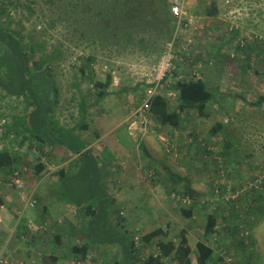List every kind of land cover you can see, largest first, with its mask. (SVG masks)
<instances>
[{"label": "rangeland", "instance_id": "obj_1", "mask_svg": "<svg viewBox=\"0 0 264 264\" xmlns=\"http://www.w3.org/2000/svg\"><path fill=\"white\" fill-rule=\"evenodd\" d=\"M37 1L38 4L31 15L26 11L21 13L18 8L8 7L12 28L19 30L25 37L30 31L33 34L38 33L39 28H45L51 22L47 5L44 3L48 1ZM20 3H24V0H20ZM211 9L216 10L217 15L209 16V20L206 21L204 18L206 11ZM187 12L196 17V22L190 27L183 40L192 41L190 56L203 57L201 61L205 64L201 62L203 67L200 68V73L209 80L208 88L217 92L214 102L207 105L211 110L210 116L206 121L207 124L202 125L201 122V133L204 138L208 137L207 131L213 125L212 123L219 121L228 129L230 128L232 135L229 138L220 139L214 136L212 141L215 142L207 144L199 139L196 133L195 140L190 137L192 130H198V121L203 119L191 109L188 110L187 118L182 122L183 129L156 127V124L154 125L149 119L143 126L145 127L143 131H139L140 127L129 131L127 129L129 112L132 107L141 102L145 93L143 80L149 78L147 70L159 54L151 50L141 51L138 47L123 51L120 55L115 51L97 50L95 62L90 65L94 75L93 81L90 82L85 78L82 79L77 73L81 58L90 54V49L84 44L77 45V42L75 44L72 36H68L63 27L49 29L42 37L49 44L46 52L50 51V46H55L58 42L63 52V60L55 64L53 69L58 89L55 116L60 126L75 128L79 121L77 112V93L79 92L85 97L87 106L91 109L90 117L92 118L87 120L89 121L87 129H75V132L80 140H84L87 144H94L98 137L105 135L106 132L124 135L136 143L142 133L149 139L157 141L156 137L159 139L160 136L173 140L174 136H182L184 131L183 138L189 143L187 145L190 148L173 146L168 154H163L159 148L161 155L152 158L163 160L161 167L145 161V163L139 161L140 165H138L136 153L133 154V152L122 157L117 155L125 164L124 167L121 164V169L115 173L116 176L124 182H126L125 178L141 177V184H139L140 179L137 178L138 185L150 186L148 190L124 188L121 184L117 186L113 177L112 182L107 183L114 203L113 209L108 214L113 219H116L114 211L118 210L120 217L125 220L126 229L131 233L138 228L140 230L148 228L151 224H158L167 233L166 236L156 237L146 244L137 240L138 245H135L134 249L138 250L143 244L139 252L142 256L150 255L157 248L156 244L160 240L164 242L171 240L177 245L183 234L186 240L185 245L191 251L189 255L191 264H197L195 249L197 242L213 249V261L217 264H264V206L260 207L253 201L252 193L241 191L245 182L251 181L264 171V101L258 105L253 104L264 97V0H189ZM28 15L31 16L30 21H22L20 26L16 25L18 20ZM226 24L232 25L233 30L235 28L239 30L236 40L232 38V30L226 29ZM254 39L258 40L252 50L254 56L250 54L251 59H241L239 56L242 54L236 53L238 42L245 43ZM191 71L192 69L184 70L177 67L174 72L180 75ZM108 73L112 74V83L107 89V96L98 102L95 100L98 89L94 81L103 83ZM174 79V77L170 78V80ZM74 84H78V87L73 86ZM169 104L170 108L176 107L171 102ZM20 106L21 104L15 99H0V113L10 114L12 111H18L16 108L19 109ZM145 136L141 138L144 139ZM227 140L232 143L230 148L224 147ZM2 143L8 146L12 144L11 139L0 140V147ZM203 147L210 152V155L207 156V160L200 162L199 156L202 158L206 152H197V150H202ZM44 148L39 151L36 146L30 147L26 144L18 149L25 161L21 168L26 169L24 182L27 188L34 187L41 192V201L37 204L36 211L42 208V202L49 204L54 202L55 205H50V209H55L57 195L53 192L59 182L54 172L60 167L69 168L71 164V161H67L66 151L57 156L54 148ZM95 152L93 154L101 163L100 153ZM138 153L142 155L141 151ZM164 155L174 159L166 165ZM177 158L183 160L182 167H174L173 164L179 162ZM140 160L143 158L141 157ZM190 160H196V162L191 163ZM115 162L118 163L116 160ZM38 163H42L44 169L36 174ZM190 163L193 164L191 167ZM169 165H171L170 177L162 168ZM71 168L68 172L72 170ZM102 170L104 173H109L114 168L107 171L104 166ZM99 174L98 171L95 176ZM181 174L187 179L184 184L188 183L189 189L200 197L198 200L192 199L193 202L187 205L179 202L181 194L186 191L185 185L181 181L177 183L172 180L176 176L181 177ZM45 175L44 183L38 188L37 182ZM2 176L4 179L9 176V173ZM2 178L0 176V179ZM17 203L19 202L15 190L0 184V205H4L5 212L10 213L12 210L14 217L13 208ZM148 204L151 205V211L146 210ZM188 208L192 209L190 217L182 215L180 211ZM69 211H73L74 217L71 220L76 221V225L70 229L72 238L67 242L68 247H64L67 250L71 244L79 247L88 244L85 242L83 233L85 218L79 215V208H71ZM0 215L6 214L0 212ZM55 215L59 213L56 212ZM209 215L216 217L213 232L209 231L206 225ZM91 239L95 240L96 237L91 236ZM103 240L105 238H100V241ZM73 254L72 264H113L121 257L117 247L99 245L95 242L89 243L84 257ZM39 257L38 255L37 258ZM162 262L163 264H180L174 258V253L164 258Z\"/></svg>", "mask_w": 264, "mask_h": 264}, {"label": "trees", "instance_id": "obj_2", "mask_svg": "<svg viewBox=\"0 0 264 264\" xmlns=\"http://www.w3.org/2000/svg\"><path fill=\"white\" fill-rule=\"evenodd\" d=\"M47 1L44 3L47 5L51 22L47 27L39 28L38 33L33 34L30 31L25 37L19 30L12 28L8 7L18 8L21 13L26 11L31 15L38 1L24 0L21 4L20 0H0V99H15L21 104L19 109L16 108L18 111L9 110L12 111L10 114L0 113V140L11 139L12 143L10 146L2 143L0 147L1 178L3 174L10 175L13 170L21 168L25 161L18 149L26 144L30 147L36 146L39 151L45 149L44 147L51 149L58 147L75 156L76 160L72 162V167L77 168L76 174L72 177L67 172H60L58 175L61 197L68 204L79 208V215L88 218L83 232L86 239L95 244L112 245L119 249L121 257L113 264H163V259L173 253L180 264H191L189 258L191 251L185 245L183 234L177 245L171 240L167 242L160 240L156 244L157 248L150 255L142 256L139 252L143 244L138 250L134 249L136 236L138 241L141 240L146 244L156 237L166 236L167 233L158 224H151L141 230L138 228L131 233L126 229L125 220L120 217L118 210L114 211L116 219H111L107 211L110 205L114 207V203L100 180V174L95 176L100 171L98 161L89 150H85L86 142L80 140L75 132V129L88 128L85 120L90 107L87 106L85 97L78 92L77 126L75 128L60 126L55 116L58 89L53 69L55 64L63 60V52L60 50L62 47L58 42L55 46H50V51L46 52L49 44L42 38L49 29L63 27L68 36H72L75 44L76 42L77 45L84 44L90 49V54L81 58L77 73L82 79L91 82L94 75L90 65L95 62L97 50L115 51L120 55L123 51L138 47L141 51L151 50L155 54H161L165 44L172 39L175 32V18L170 12L172 0ZM30 15L22 17L16 25L20 26L22 21H30ZM215 15L217 12L214 9L206 11V16ZM238 31V29L232 30V38L235 40ZM256 43L258 40L254 39L245 42L243 47L236 46V53H244L249 57ZM174 76L178 75L174 72ZM111 83L110 73L106 75L103 83L94 81L98 89L96 101L99 102L107 96V89ZM73 86L78 87V84ZM172 89L177 91L175 99L168 100L156 96L151 101L149 117L156 127L183 129L181 125L187 118L188 110L191 109L205 116L207 105L213 102L217 95V92L208 88L202 78H177ZM263 101L264 97L253 104L258 105ZM170 102L176 107L170 108ZM221 130L222 126L215 124L210 130V136H216ZM192 135L191 133L190 137ZM231 146L232 143L227 140L224 147ZM36 166L35 173L39 174L44 169V165L38 163ZM164 170L170 176L169 168L165 167ZM172 180L177 183L181 181L177 176ZM247 193L253 194L252 199L258 203V206H264L263 194L255 191ZM184 195L195 200L200 199L199 195L194 194L189 188L181 194V197ZM36 200L39 204L37 196ZM249 209L251 211V208ZM180 211L186 217L192 215L191 208ZM206 223L208 230L213 232L216 217L209 215ZM91 236L96 239L92 240ZM100 238L105 240L100 241ZM195 249L197 264H217L213 261L214 251L211 247L197 242ZM74 250L76 254L84 257L88 247L84 244ZM157 250L159 254L153 256Z\"/></svg>", "mask_w": 264, "mask_h": 264}, {"label": "crops", "instance_id": "obj_3", "mask_svg": "<svg viewBox=\"0 0 264 264\" xmlns=\"http://www.w3.org/2000/svg\"><path fill=\"white\" fill-rule=\"evenodd\" d=\"M204 18L206 21L209 20V16L205 15ZM238 46H240L239 42H238ZM216 51L218 52L219 48L216 49ZM239 54H242L239 57L241 59H244V60L245 59L249 60L252 58V56H254V54H252V53H251L252 54L251 57H248V55H246L244 53H239ZM202 58L203 57H199V56L196 58L195 62H197V65L199 67H200L199 64H201V62L203 64H205V62L201 61ZM202 79L204 81H206V83L208 84L209 80H207L205 76L202 75ZM220 91H218V93H220ZM208 108H209V106H207L206 110L204 111L205 116L200 115L203 118L202 121L197 120L198 121V124H197L198 130L197 131L192 130L193 139L195 140V137H196L195 133H196V134H198L199 139L205 141L207 144H213L215 141H212L213 137L210 136V130L215 124H220L222 126V130L216 136H218V138H220V139H223V137L229 138L230 128L228 129L227 126H224L223 123H221L219 121L213 122L212 123L213 125H211L210 129L207 131L208 137H206V138H208V139L203 137V135L201 133L202 130H201L200 126H201V122H202V125L207 124L206 121L209 118L210 111H211ZM90 114H91V109H89V113H88L86 120H85L86 124L88 126H89V121H87V120H89V118H92V117H90ZM192 128H194V127H192ZM227 129H228V131H227ZM183 132H182V136H174L173 140L167 138L168 144H170L171 146H175L177 148L178 147L182 148V146H184L185 148L189 149L190 146L187 145L189 143H187L186 139L183 138V134H184ZM227 133H229V134H227ZM143 136H145L144 133H142L141 137H143ZM141 137H139L137 142L134 143L132 139H130L129 137L127 138L124 135L122 136L121 134L118 135L115 133L106 132L105 135H100V137H98V139L94 142V144H92V143L87 144V142H86L85 150H89L94 157H95V155L93 154L94 151H96L95 153H100L99 158L101 159V163L97 160L98 161L97 164H98V167L100 169V171H99L100 176H101L100 180H101L103 186L107 190H108V186H109V184H107V183L112 182L111 181L112 177H113L114 181H116L115 185L121 184L124 188L125 187L126 188H133V189L140 188L143 190L149 189L148 187H150V186L143 185V187H144L143 188L142 186L138 185L137 178L140 179L139 184H141V177H134L132 179L131 178H125L126 182H124V181H121L120 178L118 176H116V174H115L116 172H118L121 169L120 168L121 164L123 165V167L125 164V162L123 160H120L119 157H122L124 155H129L132 152H133V154L136 153V156H137L136 163L138 165H140L139 161H143V162L145 161L148 163L150 162V163L156 164L157 166H160V167H161V164L164 163L163 160H161L160 158L159 159L152 158L154 156H160L161 155L159 148L163 151V154H165L164 150H163V146H162L161 142H159L160 140L157 137H156L157 141L155 139L154 140L149 139L146 136L144 139H142ZM53 150L57 156H60V154H62L64 152V150H62L58 147H55ZM191 150H192V148H191ZM138 151L139 152L141 151L142 155H140L138 153ZM201 151H204L206 153H204L202 155V158H201V156H199L198 161L200 160V162L207 160V156L210 155V152H207L204 147L202 148V150L201 149L197 150V152H201ZM66 155L68 158L67 161H71V164L69 162V164H70L69 168L60 167L58 170H56V172H54V176L57 178V181H58V175L60 174V172H67L69 174V176H71V177L74 176L77 172V168L72 167V164H73L72 162H74L76 160L75 156H72L70 153H68ZM141 157L143 158V160H140ZM163 157H164V161H165L166 165H168L170 163V161H172V159H174V158H171L167 155L166 156L164 155ZM186 157H188V156H186ZM95 159H96V157H95ZM180 159L177 158V160L179 162H176L174 164L172 163L174 165V167L177 168V167L183 166V160H180ZM115 160L118 163H116ZM190 161H191V163L196 162V160L195 161L190 160ZM191 163L189 164L190 167L193 165ZM104 166L107 168V171L112 169V168H114V170H116L117 168L118 169L115 172H113L114 170H112L113 173L112 172L104 173L102 170V168H104ZM170 166L171 165L164 166V167L162 166V168L165 169V167H168L169 170L171 171ZM70 168L72 170L70 172H68V169H70ZM181 175H182L181 177H179V176L178 177L180 179H182L181 183H183V185H185L184 183H186L187 179L184 177L183 174H181ZM137 176H138V174H137ZM45 178H46V175L44 177H42L39 182H37L38 188H39V185L42 186V183H44ZM56 187L54 188V192H53L54 194L57 195V201H56L57 205H56L55 209H50V205H55L54 202H50V204L48 202H42L41 203L42 208H40L37 211L35 208L34 210L27 213V217L32 218L33 220H35L36 222H39L41 224L44 223L47 226V231H44L43 233H41L38 236L30 237L28 239H22V237H20V232L22 233V231H23L22 230L23 229L22 222L18 223L16 226H14L15 219L13 217L12 210H10V213H6L5 209H4V205H0V212L6 214L5 216L0 215L2 218V223L0 225V252L2 253V255L5 256V258L11 264H72L71 263L72 262L71 257H73V255H74L73 253H75L74 248L79 247V246L71 244L70 248L68 250L65 248L68 247V245H67L68 240L72 238V234L70 232L71 231L70 229L72 227H74V225H76V221L71 220L72 217H74L73 216L74 213H72L74 210L69 211V209H71V208L76 209V207L68 204L66 202V200L61 197L62 193H61L59 184H57ZM187 188H189L188 183L184 186V189H187ZM108 193L110 194L109 190H108ZM40 195H41V192L38 191V189H37L36 190V196L39 198L38 199L39 201H41ZM110 196H111V194H110ZM17 206H18V204H16V205L14 204L13 209H15ZM112 209H113V207H111V205H110L107 212H109ZM147 209H148V211H151L152 210L151 205L148 204V206H146V210ZM56 212L59 213V215H55ZM71 214H72V216H71ZM66 219H70V220H66ZM111 219H113V218L111 217ZM64 221H66V222H64ZM85 221L87 222L88 218H85ZM67 223H69V224H67ZM85 242L88 243V244H85V246L88 247L91 240L86 239ZM68 251H71V252H68ZM36 255L37 256L39 255L40 257L37 258Z\"/></svg>", "mask_w": 264, "mask_h": 264}, {"label": "built area", "instance_id": "obj_4", "mask_svg": "<svg viewBox=\"0 0 264 264\" xmlns=\"http://www.w3.org/2000/svg\"><path fill=\"white\" fill-rule=\"evenodd\" d=\"M188 2L189 0H172L170 12L175 18V32L172 39L165 44L164 49L156 61L151 64L147 70V76L149 78H144L143 80L145 93L141 102L137 106L132 107L129 112V125L127 126L129 131L135 129L136 127H140V132L144 130L145 127L143 126H145L150 119L149 108L151 101L156 96H161L168 100L175 99L177 91L172 88L173 85H175L177 78H202L200 73L202 64H199V67L197 62H195L197 57L190 56L192 41L189 39L183 40L190 27H192L196 22V18L187 12ZM226 29L228 31L233 30L232 25L229 26L226 24ZM244 44L245 43L242 41L239 42L240 47H243ZM177 67H180L181 69L183 68L184 70L192 69V71L180 74L177 77L174 76L175 79L170 80V78H173V73ZM195 68L196 70H194ZM172 83L174 84L172 85ZM159 140L165 153H170V148H172V146L168 144L167 139L160 136ZM25 172V168L15 169L8 177L0 181V184H4L5 187L11 188L16 192V198L19 203H17L18 206L14 209V226L23 222L24 228L20 236L22 239L38 236L44 231H47L46 224H41L32 218L27 217V213L37 207V200L35 188H27L24 182ZM241 191L242 193L255 191L264 195V171L254 177L251 181L245 182L242 185ZM215 194L217 195V191ZM237 196L238 195H236V197ZM179 200L183 205L193 202L191 197L185 195L182 197L180 196ZM22 219H25V221H22ZM1 223L2 218L0 216V225ZM134 240L135 245L137 246L138 241L136 238ZM156 254H159V251H156L153 256ZM0 264H11L1 252Z\"/></svg>", "mask_w": 264, "mask_h": 264}, {"label": "clouds", "instance_id": "obj_5", "mask_svg": "<svg viewBox=\"0 0 264 264\" xmlns=\"http://www.w3.org/2000/svg\"><path fill=\"white\" fill-rule=\"evenodd\" d=\"M170 145V144H169ZM171 146V145H170ZM173 147V146H172ZM163 150H164V148H163ZM164 153H165V151H164ZM166 154V153H165ZM180 201V200H179ZM180 204H181V202H180Z\"/></svg>", "mask_w": 264, "mask_h": 264}]
</instances>
